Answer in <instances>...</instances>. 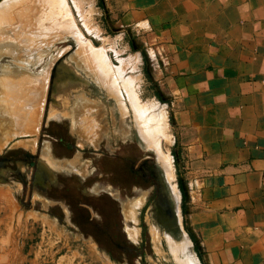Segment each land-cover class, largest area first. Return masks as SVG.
Listing matches in <instances>:
<instances>
[{
    "label": "crops",
    "instance_id": "obj_1",
    "mask_svg": "<svg viewBox=\"0 0 264 264\" xmlns=\"http://www.w3.org/2000/svg\"><path fill=\"white\" fill-rule=\"evenodd\" d=\"M101 3L114 24L138 35L146 71L164 96L156 147L167 139L170 107L199 264H264V0ZM169 156L171 171L157 162L171 178ZM90 244L77 252L95 264Z\"/></svg>",
    "mask_w": 264,
    "mask_h": 264
},
{
    "label": "rangeland",
    "instance_id": "obj_2",
    "mask_svg": "<svg viewBox=\"0 0 264 264\" xmlns=\"http://www.w3.org/2000/svg\"><path fill=\"white\" fill-rule=\"evenodd\" d=\"M3 1L0 0V3ZM26 3L30 6V9L24 10V12L30 13V30L26 29L22 24L23 22L20 21L16 24L17 30L12 35L16 38L17 43L3 42L7 46L9 44L13 45V49L18 51L20 59L9 54L0 55V70L2 69L0 74H9L10 70L17 66L20 73L28 77L27 80L7 82L8 85L22 87L18 89L22 90V93L16 90L18 97L16 99L18 100L16 110H18L17 118H20L17 121L23 122L18 125V122L16 124L15 120L12 122L10 119V123H13H11V131L8 129L10 132H3V129H0L1 155H8L9 152L35 151L36 146L38 147L37 150H40L41 145L45 142L43 139H47L42 135L43 132H39L43 116L46 79L48 78L47 67L60 56L61 59L68 60L69 63L90 75L104 88V90L101 88L102 92L111 97L110 115L114 117L115 130L121 138L126 136L123 124L127 126V132L129 129L137 130L136 118L133 109L130 107L131 102L122 99L124 95L127 97V94H129L138 106L147 109L151 114L149 117H156L152 114H155L158 108L164 105L161 102H165V100L164 96L159 94L160 91L152 79L153 76H150L146 71L145 60L140 53L139 42H137L138 35L129 34L122 24H114V21L108 18L101 0H49V2L48 0H30ZM51 8L56 10V15L47 17L44 13ZM1 31L4 32V29ZM28 36L30 38V51L26 49V46H23L28 43ZM24 37L25 40L20 42L21 38ZM86 51L94 52L95 55L90 57L91 54L88 52L90 55H87L88 58L85 56ZM20 53H27L28 63H23L24 60H22L23 57ZM13 58L17 60V65L10 63ZM91 58L94 60H91ZM88 61L90 62L87 64ZM152 64L149 59L148 69L151 73L153 72ZM27 65L30 67V73ZM101 68L109 74L113 73V78L104 77ZM111 68L112 73L109 72ZM109 78L112 80V85H110ZM20 81L21 83H19ZM27 88L29 93L26 91ZM101 90H99L100 93ZM2 93L3 91L0 88V95H3ZM18 93L19 95L25 93L24 97L20 95L25 99H23L24 101L18 96ZM26 94H30V96L25 98ZM19 101H21V105ZM164 109L166 111L164 133L167 135V139L161 140V147H157V150L160 153L164 152L168 156L169 154L172 156V177L168 178L165 170L162 169L178 200L176 183L180 186L181 180L177 171L174 147L175 128L169 105L164 106ZM82 110L83 113L93 112L92 121L87 122L85 126H80V128H84L85 132H88V130L93 131L95 136L93 140L95 141L98 138L95 135L96 132L99 134L103 128L101 123L104 121L102 117L106 114L105 110L101 106H93ZM122 111L125 116L121 114ZM31 112L34 114L30 115ZM9 113L12 114L11 111ZM22 118L28 123L26 124ZM158 122H161V120ZM159 125L161 123H158ZM160 128L161 126L158 129L160 130L158 131L159 134L161 132ZM137 132L138 130L136 135H138ZM137 138L142 144L143 139L139 135ZM115 141L117 140L115 139ZM45 145L42 147V154L47 153ZM144 148L153 151L157 160L154 147ZM169 161H171V158ZM184 184L187 192V197L184 196L185 200L182 205L184 224L180 226L181 233L175 237L177 241H175L176 239L171 240L166 232L157 228L153 222L150 207L143 213L145 223L140 221L138 214L140 207L137 208L135 203L139 201L143 203V197H137L135 201H128L125 206H122L125 218L132 221V223L125 224V229L132 241L139 242V227H146L144 228L146 243L139 249L138 244L130 242L128 245L132 249V256L125 258L115 250H112L113 254L110 256L106 251L97 248L91 239H88V242H91L93 252L98 256L95 264H191L189 260H193L192 264L197 262L199 264L195 255V253L197 254V247L192 235L187 231L186 225L187 200L191 190L187 188L186 183ZM61 219L57 203L50 208V204L44 196L36 192L30 193V190H22L21 183L16 177H13L10 184H0V264H86V262L80 260L81 255L77 252L78 250L81 251L79 246L85 239L76 229ZM186 234L192 244L187 242ZM177 242L182 243L181 249L186 247L183 250L174 248L178 253L172 248L174 247L172 244ZM189 257H193L197 262Z\"/></svg>",
    "mask_w": 264,
    "mask_h": 264
},
{
    "label": "flooded vegetation",
    "instance_id": "obj_3",
    "mask_svg": "<svg viewBox=\"0 0 264 264\" xmlns=\"http://www.w3.org/2000/svg\"><path fill=\"white\" fill-rule=\"evenodd\" d=\"M59 58L47 67L39 130L47 139L39 151L36 146L35 151L0 154V184H10L16 177L22 190L44 196L50 208L57 203L61 220L80 233L83 243L91 239L110 256L115 250L130 257V242L139 249L146 243V227H139V242L132 241L125 229L132 221L125 218L122 206L137 197H143V203H135L140 207V221L145 223L143 213L150 207L157 228L175 240L184 224L181 185L176 183L181 194L177 201L163 167L154 152L142 146L136 131L129 129L124 138L116 132L111 97L102 92L104 88L82 69ZM93 106L103 107L106 113L95 141L93 131L80 128L93 115L82 109ZM44 144L47 153L42 154ZM185 237L191 244L187 234Z\"/></svg>",
    "mask_w": 264,
    "mask_h": 264
},
{
    "label": "bare ground",
    "instance_id": "obj_4",
    "mask_svg": "<svg viewBox=\"0 0 264 264\" xmlns=\"http://www.w3.org/2000/svg\"><path fill=\"white\" fill-rule=\"evenodd\" d=\"M29 2H30V0H28ZM28 1H23V0H4L3 2H1L0 3V55L1 54H6V55H11L12 57H15V58H19L20 59V55L18 56V51H16L15 49H13L14 48V46L12 45H6V43L5 44H3V42H5V41H8V42H13V43H17V40H16V38L15 37H13L12 35H13V33H14V31H16L17 29H16V24L18 23V22H23L22 24H23V26L24 27H26V29H29L30 30V13L29 12H24V10L25 9H30V6H28L27 4L28 3H26V2H28ZM46 1V0H45ZM25 2V3H24ZM48 2H49V0H48ZM45 3V2H44ZM44 14H46L47 15V17H49V16H51L52 17V15L54 16V15H56V10L54 9V8H51V9H49V10H46V12L44 13ZM45 16V15H44ZM19 26H21V25H19ZM22 28V27H21ZM2 29H4V32L3 31H1ZM24 33V32H23ZM28 34H30V33H28ZM27 34V35H28ZM24 35V34H23ZM25 40V37L24 38H21V40H20V42H23ZM23 46H26V49L27 50H29L30 51V38H29V36H28V43L27 44H24ZM7 47H11V48H7ZM7 48V49H6ZM89 50V49H88ZM83 51V50H82ZM81 51V52H82ZM89 51H92V50H89ZM88 51V52H89ZM84 52V51H83ZM82 52V53H83ZM87 52V51H86ZM88 52L86 53V55L85 56H90L89 54H91V56L90 57H92V56H94L95 54H93V53H90L89 52V54H88ZM82 53H80V54H82ZM85 53V52H84ZM20 54H22L21 56L23 57V59L22 60H24L23 61V63L25 62V63H28V59L26 58V55H27V53H20ZM93 54V55H92ZM87 56V57H88ZM81 57V56H80ZM87 57H85L86 59H87ZM89 58V57H88ZM81 59V58H80ZM94 59H95V57H94ZM93 58H91V60H94ZM84 60V59H83ZM88 60H90V59H88ZM90 60V61H91ZM90 61H88L87 62V64L90 62ZM16 62H17V60L16 59H12V60H10V63L12 64V65H17L16 64ZM92 62V61H91ZM94 62V61H93ZM100 67V66H99ZM8 69V68H7ZM102 69V68H101ZM100 69V70H101ZM2 70V69H1ZM1 70H0V72H1ZM6 70V69H5ZM4 71V70H3ZM102 71V75L104 76V77H112L113 78V71H112V68H111V70L109 71V72H111L112 74H109L108 72H106L104 69H102L101 70ZM5 72V71H4ZM21 79H28V77H27V75H23V74H21L20 73V69L17 67V66H15V68H12V70H10V72H9V74H5V75H2V74H0V88H1V90L3 91V95H0V129H3V132H10L11 130H10V127H11V125L13 124L12 122H13V120H15V123L16 122H18L17 121V119L19 120L20 118L18 117L17 118V112H18V110H16L17 108H16V106H17V101L18 100H16L18 97H17V93H16V90L19 92L20 90H18V89H20V88H22V87H20V88H18L17 86L18 85H16V87L15 86H12V85H8L7 84V82H18V80H21ZM109 80H110V85H112V80H111V78H109ZM19 83H21V81L19 82ZM25 84V83H24ZM21 85V84H20ZM26 85H27V83H26ZM15 88V89H14ZM25 90V89H24ZM22 91V90H21ZM19 92V93H22V92ZM27 92H28V88H27V90H26ZM19 93H18V96H20L19 95ZM29 93V92H28ZM25 93H23L21 96H23ZM128 96L126 97V100H128V101H130L129 103H130V107L133 109V113H134V117L136 118V128H137V130H138V132H137V134L139 135V137H141L142 139H140V140H142L143 141V143L145 142L146 144H149V146H152V147H154V150H155V153H156V151H157V153L159 154V156L157 157L158 159H161V162H164L163 164L164 165H166V166H164V167H167L168 168V171H171V170H169L170 169V165L168 164V163H170V158H169V156L167 155V154H165V153H160V151L159 150H157V147L159 148V146H154L156 143H157V137H159V132L158 131H160V130H158L159 129V126H161V125H159L158 126V123H161V122H158V121H160V119L162 118V115L161 116H157L156 114L157 113H159V112H156V114H152V115H156V119L154 118V117H149V116H151V114L148 116V110L147 109H145V108H143V107H140V106H138V104L136 103V101L135 100H133L130 96H129V94H127ZM20 96V97H21ZM28 96H30V94H26L25 95V98H28ZM19 97V98H20ZM24 97V96H23ZM23 97H21L22 98V100L24 99ZM25 100V99H24ZM23 100V101H24ZM26 101H28L27 99H26ZM21 101H19V103H20ZM27 103V102H26ZM22 103H20V105H21ZM23 105H25V104H23ZM30 105V104H29ZM27 106V105H26ZM25 107V106H24ZM22 108V107H21ZM26 108V107H25ZM30 109V108H29ZM12 112V117H11V115H10V113L9 112ZM30 111V110H29ZM8 113V114H7ZM26 113V112H25ZM30 113V112H29ZM34 113H32L31 112V114L30 115H33ZM28 115V114H27ZM29 115V116H30ZM37 115V114H36ZM35 115V116H36ZM158 115H160V113L158 114ZM28 116V117H29ZM8 121H7V120ZM10 119H11V123H10ZM22 119H24V118H22ZM30 119H33V118H30ZM21 122V121H20ZM20 122H18L19 124L18 125H20ZM23 122V121H22ZM22 122H21V124H22ZM24 122H25V119H24ZM30 122H31V120H30ZM26 123V122H25ZM28 123V122H27ZM26 123V124H27ZM32 123H33V121H32ZM17 124V123H16ZM34 126V125H33ZM28 127V126H27ZM10 131H9V130ZM29 129V128H28ZM161 129V128H160ZM136 130V131H137ZM162 131V130H161ZM160 134H162L161 132H160ZM137 135V136H138ZM96 137H98V136H96ZM8 138V137H7ZM1 139V138H0ZM158 144V143H157ZM156 144V145H157ZM156 147V148H155ZM158 154H156V155H158ZM158 162H159V160H158ZM160 163V162H159ZM160 165H162V164H160ZM163 166V165H162ZM166 169V168H165ZM167 170V169H166ZM166 170H165V172H166ZM167 171V172H168ZM170 173V172H169ZM167 174V173H166ZM172 175V174H171ZM170 176V175H169ZM172 240V239H171ZM170 242V241H169ZM187 242H189V240H187ZM190 243V242H189ZM181 244L182 243H180V242H177V243H175V244H172V245H174V247H172L173 249L174 248H176V249H178V250H183V249H185V248H183V245H182V248L183 249H181ZM183 244H185V242H183ZM190 245V244H189ZM171 248V249H172ZM176 249H174L175 250V252L177 251ZM172 252H173V250H172ZM180 252V251H179ZM176 253H178V252H176ZM193 255V254H192ZM186 257V256H185ZM188 258V257H187ZM190 259H194L193 257L191 258V257H189ZM185 260H187L186 258H185ZM195 260V259H194ZM190 262H191V264H192V261L191 260H189ZM189 261H187V262H189ZM196 261V260H195ZM179 262H181V261H179ZM183 262V261H182ZM187 262H185V263H187ZM197 262V261H196ZM193 263H195V262H193ZM198 263V262H197ZM197 263H195V264H197ZM188 264V263H187ZM190 264V263H189Z\"/></svg>",
    "mask_w": 264,
    "mask_h": 264
},
{
    "label": "water",
    "instance_id": "obj_5",
    "mask_svg": "<svg viewBox=\"0 0 264 264\" xmlns=\"http://www.w3.org/2000/svg\"><path fill=\"white\" fill-rule=\"evenodd\" d=\"M181 186H182V189H183V192H184V196L187 197L186 187L184 186L183 183H181ZM180 196H181V194H180V192H179V199H178L177 201L180 200Z\"/></svg>",
    "mask_w": 264,
    "mask_h": 264
}]
</instances>
